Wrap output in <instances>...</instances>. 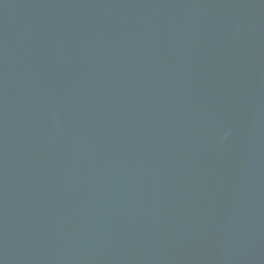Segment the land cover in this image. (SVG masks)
<instances>
[{"label": "water", "instance_id": "95a60500", "mask_svg": "<svg viewBox=\"0 0 264 264\" xmlns=\"http://www.w3.org/2000/svg\"><path fill=\"white\" fill-rule=\"evenodd\" d=\"M0 264H264V0H0Z\"/></svg>", "mask_w": 264, "mask_h": 264}]
</instances>
